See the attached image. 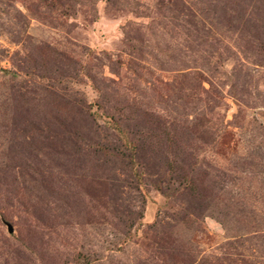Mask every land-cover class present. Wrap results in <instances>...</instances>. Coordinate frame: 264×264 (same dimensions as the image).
Wrapping results in <instances>:
<instances>
[{"label": "rangeland", "instance_id": "1", "mask_svg": "<svg viewBox=\"0 0 264 264\" xmlns=\"http://www.w3.org/2000/svg\"><path fill=\"white\" fill-rule=\"evenodd\" d=\"M0 264H264V0H0Z\"/></svg>", "mask_w": 264, "mask_h": 264}]
</instances>
